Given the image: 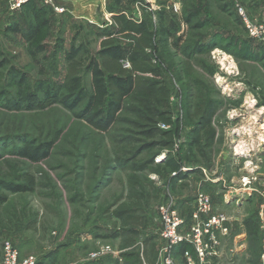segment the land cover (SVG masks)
Instances as JSON below:
<instances>
[{
  "label": "rangeland",
  "instance_id": "374dc122",
  "mask_svg": "<svg viewBox=\"0 0 264 264\" xmlns=\"http://www.w3.org/2000/svg\"><path fill=\"white\" fill-rule=\"evenodd\" d=\"M13 1L0 0V195L7 197L0 204V261L6 241L17 248L18 261L34 256L38 264L97 259L92 263L108 264L106 256L120 262L141 258L140 239L122 250L119 241L109 237L119 223L106 209L123 200L128 190L118 159L132 151L133 144L128 143L147 139L125 112L108 126L93 125L82 117V106L68 109L55 102L88 86L89 75L82 69L79 84L61 87L65 53L80 48L81 56L85 51L94 55L99 49L97 30L111 26V12L123 9L152 30L168 28L169 44H180L171 46L182 69L180 80L161 65L160 74L178 128L173 154L187 173L182 181L186 187L178 180L171 187L168 176L139 174L153 179L159 194V200L145 209L150 228L142 234L156 235L158 248L164 247L157 207L170 202L188 223L183 231L189 230L203 165L210 179L221 178L218 182L225 188L249 195L240 206L226 207L215 204L219 191L202 190L212 200L202 219L220 216L227 228L209 241L213 253L209 264H264L259 217L264 204V34L251 35L238 12L243 11L252 27H264V0H47V4L30 0L20 7L12 6ZM199 98L216 104L210 161L185 159L193 126L187 101ZM45 145L46 154L37 161L21 154L29 146ZM160 155L153 161H161ZM148 157V151H141L136 161ZM3 184L22 190L14 192ZM247 217L257 220L258 235L244 229ZM218 254L220 259L213 263L212 256ZM171 259L172 264H182L176 254ZM156 264H166L164 252Z\"/></svg>",
  "mask_w": 264,
  "mask_h": 264
},
{
  "label": "trees",
  "instance_id": "16d2710c",
  "mask_svg": "<svg viewBox=\"0 0 264 264\" xmlns=\"http://www.w3.org/2000/svg\"><path fill=\"white\" fill-rule=\"evenodd\" d=\"M118 4L121 8L122 5ZM110 19L111 26L97 30L99 49L94 55L85 51L86 55L83 57L79 54L80 48H73L65 53L67 67L61 87L70 88L79 84L80 71L84 69L89 75L87 88L80 89L67 99L57 98L55 102H60L68 109L82 106V117L93 125L102 123L108 126L117 120L120 113L125 112L132 117L131 122L139 128L140 134L147 139L139 143H128L133 144L132 151L118 159V164L127 174L128 190L123 200H118L106 209L110 217L119 223L109 237L117 239L122 250L133 247L140 239L141 258L130 261L125 258L122 262L109 258L111 264H156L159 254L156 235H144L142 232H147L150 228L145 209L159 200V194L155 181L140 177L139 174L147 171L161 178L168 176L171 187L175 186L177 180L182 182L187 176L182 171V161L173 154L178 128H175V121L168 110L169 89L160 74L161 65L180 80L182 69L171 51L172 45L180 44H169L172 35L168 28L161 27L160 32L152 30L143 20L135 19L123 9L112 11ZM40 24H37L36 31ZM158 36L161 37V44L158 43ZM185 54L188 57L189 53ZM56 89L60 88H54ZM215 106L213 102L201 98L187 101V117L193 126L185 159L201 157L205 161L211 160L216 138L212 121L216 114ZM159 124L167 128L162 129ZM152 138L156 139L152 141ZM46 149V145L41 148L29 146L21 154L37 161L46 154ZM141 151H148L150 157L138 162L136 156ZM163 152V159L154 162L153 156H159ZM3 186L14 192L22 190L17 186ZM179 186L185 188L186 183L182 182ZM6 200V195H0V204ZM242 224L247 232L259 234V224L252 217L244 218ZM183 248L184 246L178 248L175 254L185 264L181 258Z\"/></svg>",
  "mask_w": 264,
  "mask_h": 264
},
{
  "label": "built area",
  "instance_id": "2783aa9c",
  "mask_svg": "<svg viewBox=\"0 0 264 264\" xmlns=\"http://www.w3.org/2000/svg\"><path fill=\"white\" fill-rule=\"evenodd\" d=\"M29 0H14L12 6L20 7ZM47 4L48 1L44 0ZM239 16L242 17L244 24L251 32V35L258 36L264 34L263 26L249 24L241 9L238 10ZM163 155L164 152H163ZM162 158V156H160ZM197 207L192 213V220L189 230L183 231L188 225L186 219L182 218L177 211L175 204L170 202L160 203L157 207L158 215L163 222L159 236L164 241V247L159 248V255L164 252L166 255V264H172L171 255L175 254L178 248L183 247L181 258L185 264H209L212 253L211 243L216 237V232H226L227 228L222 225V217L211 215L202 217L210 212L211 201L208 195L199 190L196 196ZM259 217L264 230V204L261 206ZM2 260L0 264H37V259L34 256L24 258L22 261L17 259V248L6 241L2 243ZM173 253V254H172ZM171 254V255H170Z\"/></svg>",
  "mask_w": 264,
  "mask_h": 264
},
{
  "label": "crops",
  "instance_id": "0c3cea01",
  "mask_svg": "<svg viewBox=\"0 0 264 264\" xmlns=\"http://www.w3.org/2000/svg\"><path fill=\"white\" fill-rule=\"evenodd\" d=\"M160 156H162V159H163L164 155H160ZM219 180H221V178L210 179L206 174L205 167L203 165H201V190H203L207 193H211L212 191H215V192L219 191V193H216V202H215L216 205L221 204V205H225L227 207L230 204H234L236 206H240L241 203H239V201H248L249 200V197H248L249 195H246V196H245V194L243 195L241 192H238V189L233 191V189L230 187L225 188L224 184H222L221 182H218ZM220 190H222V193H220ZM158 251H159V248H158ZM103 257H100L99 259L101 260V258H103ZM158 258H159V254H158ZM109 259L110 258L106 256L103 260L105 263L110 264L112 261H111V259L110 260ZM112 259H118V257H112ZM219 259H220L219 254L212 256L213 263H215V260H219ZM97 260H86L82 264H93L92 262L97 261Z\"/></svg>",
  "mask_w": 264,
  "mask_h": 264
},
{
  "label": "bare ground",
  "instance_id": "6f19581e",
  "mask_svg": "<svg viewBox=\"0 0 264 264\" xmlns=\"http://www.w3.org/2000/svg\"><path fill=\"white\" fill-rule=\"evenodd\" d=\"M263 109V108H262Z\"/></svg>",
  "mask_w": 264,
  "mask_h": 264
}]
</instances>
